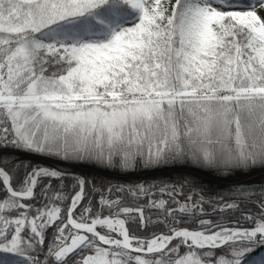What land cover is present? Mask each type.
<instances>
[{
    "label": "snow or ice",
    "instance_id": "6c2138e0",
    "mask_svg": "<svg viewBox=\"0 0 264 264\" xmlns=\"http://www.w3.org/2000/svg\"><path fill=\"white\" fill-rule=\"evenodd\" d=\"M0 264H264V0H0Z\"/></svg>",
    "mask_w": 264,
    "mask_h": 264
},
{
    "label": "trees",
    "instance_id": "16d2710c",
    "mask_svg": "<svg viewBox=\"0 0 264 264\" xmlns=\"http://www.w3.org/2000/svg\"><path fill=\"white\" fill-rule=\"evenodd\" d=\"M239 213H237V215H238Z\"/></svg>",
    "mask_w": 264,
    "mask_h": 264
},
{
    "label": "rangeland",
    "instance_id": "374dc122",
    "mask_svg": "<svg viewBox=\"0 0 264 264\" xmlns=\"http://www.w3.org/2000/svg\"><path fill=\"white\" fill-rule=\"evenodd\" d=\"M237 214V213H236Z\"/></svg>",
    "mask_w": 264,
    "mask_h": 264
}]
</instances>
